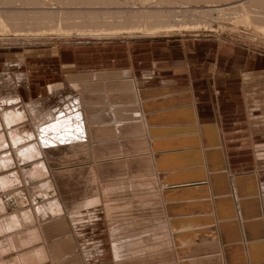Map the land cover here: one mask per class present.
<instances>
[{
  "label": "rangeland",
  "instance_id": "obj_1",
  "mask_svg": "<svg viewBox=\"0 0 264 264\" xmlns=\"http://www.w3.org/2000/svg\"><path fill=\"white\" fill-rule=\"evenodd\" d=\"M138 45L147 47L135 56L189 62L195 78L152 86L148 71L73 65ZM218 50L264 71V0H0V156L10 161L0 157V264H264L263 120L251 117L252 152L239 154L253 168L233 170L227 137L211 117L199 120L186 86L214 88ZM112 103L124 114L125 104L145 107L146 130L105 138L90 106ZM65 118L83 120L86 149L25 159Z\"/></svg>",
  "mask_w": 264,
  "mask_h": 264
},
{
  "label": "crops",
  "instance_id": "obj_2",
  "mask_svg": "<svg viewBox=\"0 0 264 264\" xmlns=\"http://www.w3.org/2000/svg\"><path fill=\"white\" fill-rule=\"evenodd\" d=\"M146 45H149V42ZM146 45H138L130 50L126 47L118 46V48H115V50L117 49L116 51L113 50L112 54L109 53L111 54L109 56L102 50V57L94 58L98 59L97 61L86 59V61L81 62L84 58L81 61L78 58L73 65L74 67H79L80 65L84 66V64H93L92 67H89L90 65L87 67L114 71L130 68L136 78H140L148 71L152 73V76L147 79L149 81L147 84L152 86H158L161 84L162 78H168L174 81L176 87H183L180 85L183 78H188L189 80L195 78L197 71L194 70L189 62L186 64L177 62L172 65L167 62L156 64L157 62L154 61V58L149 55L135 56L136 52L145 50ZM227 47L225 46V48ZM233 55L235 56V54ZM216 57V62L210 69L216 77L214 88L205 89L203 84L199 82L186 86L192 91V97L195 98L200 114L199 120L202 121L203 116L211 117L209 121L215 122L223 130V139L227 137V143L224 140V148L230 168L233 170L252 169L255 161H247V158H241L239 154L246 155L252 152V149L250 150L251 145H247V140H249L248 132L251 130L249 123L254 122L251 117L254 118L255 122L263 120L262 123H264V110L260 112L261 116H258L259 114L257 113V116L261 117L258 119L257 116L252 114L251 105L252 98L255 101L258 100L262 92L260 87L256 86L258 84L261 85V83L256 82V78L264 76L263 67H256L255 58H251V56L237 57L238 60L236 61L234 58H230L229 52L224 54V52H219L218 50ZM241 60L243 61L241 62ZM43 78V76H40L37 79L38 82H41ZM225 130L227 132L226 136ZM263 175L264 173L260 174V177L262 178Z\"/></svg>",
  "mask_w": 264,
  "mask_h": 264
},
{
  "label": "bare ground",
  "instance_id": "obj_3",
  "mask_svg": "<svg viewBox=\"0 0 264 264\" xmlns=\"http://www.w3.org/2000/svg\"><path fill=\"white\" fill-rule=\"evenodd\" d=\"M245 17H246V15H245ZM123 30H125V29H123ZM126 30H128V29H126ZM122 101H124V99ZM125 101H126V99H125ZM125 105H126V107L124 109L129 110V113L130 114L129 113L128 114H124L125 112L122 111V108L119 107V106H117V105H114L113 103L112 104H109L108 107H105L104 105L102 106L101 104H99V105L93 104L92 107L90 106L91 112H90V116L89 117H90L91 122L94 124L95 130H97L99 133H101L102 135H104L105 138H107V137H113L114 135L117 136V132H122V131L124 132V131H127V129L130 130V128H132V129L135 128L137 130L139 129L141 132L142 131H145L146 129H144L145 128L144 127V124L141 123V122H144V116H145V111H144L145 109L144 108L145 107H143V106H136V105L133 107L132 105H129V104H125ZM79 116H80V114L76 115V118H78ZM140 117H142L143 119H140ZM71 120H72V118H67V119L65 118L64 120H57L56 122L47 125L42 130L43 134L39 135V139H36V140L33 139L35 141L34 143L30 141L32 144L29 145V147H30V149L33 150V151H29L30 154L27 155V153H28L27 150H23V149H25V147L22 148L23 152H21V153H23V155H24V151L27 152V153H25V155H27L26 156L27 158H25V159H28V156H29V158H30V156L32 157V153H33L35 156H37V155H40L41 156L42 155L43 157H49V160L51 159V161L53 162L55 160H60V159L62 160V158H64L65 156H71V155L77 156V154H79L83 149L85 150L86 149V146H85L86 141H85V139L82 138L83 137L82 135L85 133V126L86 125L84 126V124H83L84 122H82L83 120L80 121V120L77 119L78 121L75 122L74 124H72ZM172 132H174V131H172ZM176 133H178V132H176ZM164 134L166 136V133L165 132H164ZM33 137H35V136H33ZM147 137H149V136L147 135ZM156 137H158V136H155V138ZM171 137H172V135H171ZM30 139H28V140H30ZM157 139H159V138H157ZM164 139H165V137H164ZM17 140H19V139H17ZM17 140H15V141H17ZM22 140H23V138H21V141L20 140L19 141L22 142ZM151 140H152V137H151ZM178 140H177V142H178ZM19 141H17V142H19ZM181 141L182 140H180V142ZM58 142H61L62 144L59 145ZM96 142H98L99 145H102L104 143V140H102L100 138H96ZM14 143L15 142L13 141L12 146H13ZM28 144H25V145L27 146ZM164 144H163V146H164ZM1 145H3V143H1L0 146ZM159 145H161V144H159ZM35 146H38V150L41 149V151L42 150L43 151L42 152L40 150L38 151L36 149L37 147H35ZM2 147L4 148V145ZM16 147H18V146H16ZM5 148H6V145H5ZM13 148H14V146H13ZM17 149L18 148H16L15 151ZM2 152H4V154H5L7 152V148H6V151H2V148H1V152L0 153H2ZM17 152H15V153H17ZM19 153H20V151H19ZM4 154L3 155L1 154L2 161H4V159H5V162H7L8 161V158H4ZM6 155H8V154H5V156ZM17 155H19V154H17ZM21 157H22V155H21ZM40 158L42 159V157H40ZM20 160H24V156H23V159L21 158ZM20 162H22V161H20ZM25 162H23V163H25ZM9 163H10V161H9ZM9 163H8V165H9ZM28 163H29V160H28ZM42 163H44V162H42ZM42 163H41V165H42ZM3 164H5V163L2 162V165ZM54 164H55V162H54ZM6 166L3 165V167H6ZM47 167H48V169H50L49 166H47ZM10 168H13V167H10ZM31 168H32V166H31ZM31 168L29 167V169H31ZM43 168H45V167H43ZM42 173H44V172H42ZM40 178H42V177H40ZM74 196H75V194H74ZM63 202H64V205H65V208L67 206H69V199L68 198L65 199ZM50 212H52V209L50 210Z\"/></svg>",
  "mask_w": 264,
  "mask_h": 264
}]
</instances>
